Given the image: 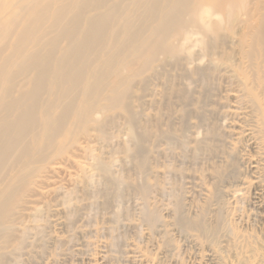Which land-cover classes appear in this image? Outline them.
<instances>
[{"label":"bare ground","instance_id":"1","mask_svg":"<svg viewBox=\"0 0 264 264\" xmlns=\"http://www.w3.org/2000/svg\"><path fill=\"white\" fill-rule=\"evenodd\" d=\"M156 79L166 85L153 118L169 120L149 128L136 103ZM215 79L226 86L211 100ZM207 113L218 114L211 126ZM116 116L138 169L151 136L206 156L202 212L177 222L208 232L211 206L217 227L231 220L198 264H264V0H0V264L25 241L20 212L54 193L52 175ZM91 168L110 179L107 163ZM78 173L71 185L84 183Z\"/></svg>","mask_w":264,"mask_h":264},{"label":"rangeland","instance_id":"2","mask_svg":"<svg viewBox=\"0 0 264 264\" xmlns=\"http://www.w3.org/2000/svg\"><path fill=\"white\" fill-rule=\"evenodd\" d=\"M170 71V82L178 84L176 73ZM184 81L194 93L199 91L198 82ZM217 81L209 88L211 100L219 88L226 86ZM151 85L152 89L136 103V110L145 115L139 122L149 128L165 127L167 116H161L158 122L153 117L162 113L164 105L159 102L166 84L156 79ZM217 120L218 114L207 113L204 126ZM126 133L124 118L116 116L103 136L92 132L81 139L86 150L76 151L71 161H64L68 169L50 178L55 192L37 195L20 212L18 229L24 232L25 241L17 249L7 248L5 264H141L142 253L155 264H198L205 245L216 241L217 232L231 220V214H223L226 220L217 227L212 219L215 207L211 206L205 212L208 232L188 230L177 222L180 216L191 219L202 212L206 156H194L190 146L178 139L156 143L151 136L146 141V165L138 169L140 158L126 151L132 148ZM97 159L108 164L110 179L91 168ZM68 173L73 178L78 173L86 181L71 185ZM70 189L74 192L64 200ZM34 207L39 209L35 212Z\"/></svg>","mask_w":264,"mask_h":264}]
</instances>
